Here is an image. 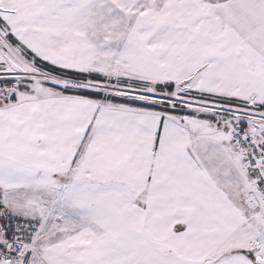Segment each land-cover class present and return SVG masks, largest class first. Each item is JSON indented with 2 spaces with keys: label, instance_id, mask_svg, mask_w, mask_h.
<instances>
[{
  "label": "snow or ice",
  "instance_id": "obj_1",
  "mask_svg": "<svg viewBox=\"0 0 264 264\" xmlns=\"http://www.w3.org/2000/svg\"><path fill=\"white\" fill-rule=\"evenodd\" d=\"M0 264H264V0H0Z\"/></svg>",
  "mask_w": 264,
  "mask_h": 264
}]
</instances>
